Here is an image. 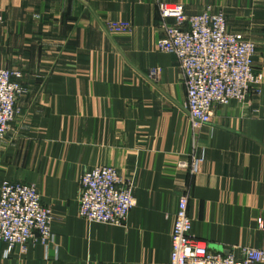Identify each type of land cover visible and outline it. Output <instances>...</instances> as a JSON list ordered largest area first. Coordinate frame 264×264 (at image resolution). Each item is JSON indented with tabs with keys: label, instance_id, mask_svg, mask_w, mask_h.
Instances as JSON below:
<instances>
[{
	"label": "crops",
	"instance_id": "1",
	"mask_svg": "<svg viewBox=\"0 0 264 264\" xmlns=\"http://www.w3.org/2000/svg\"><path fill=\"white\" fill-rule=\"evenodd\" d=\"M163 2L188 16L223 12L229 32L257 45L260 83L244 102L216 106L198 135L176 58L157 46ZM0 17V68L24 89L0 140V188L36 185L55 217L52 243L9 251L0 241V264H169L187 191L193 236L210 251L264 250V0H0ZM193 157L194 176L180 167ZM106 166L135 188L120 226L79 216L81 176Z\"/></svg>",
	"mask_w": 264,
	"mask_h": 264
},
{
	"label": "built area",
	"instance_id": "2",
	"mask_svg": "<svg viewBox=\"0 0 264 264\" xmlns=\"http://www.w3.org/2000/svg\"><path fill=\"white\" fill-rule=\"evenodd\" d=\"M164 37L157 43L159 50L172 54L181 70L187 91L186 110L195 135L208 126L216 106L244 102L262 75L256 73L254 41L227 29L226 15L206 9L188 16L178 3L159 4ZM173 20L174 23H171ZM1 22V17H0ZM112 32H130V22L108 24ZM151 77L158 75L151 71ZM17 73L0 68V140L21 116L18 99L23 94ZM201 159L193 157L182 162L192 176L199 171ZM134 185L123 179L115 168L97 167L86 171L80 179L79 216L87 221L113 226L124 224L136 207ZM190 193L180 196L171 233L172 251L169 264H264V250L242 249V256L209 250L193 236L189 214ZM51 207L42 201L34 184L4 181L0 188V241L9 251L15 246L23 250L30 242L48 246L54 241Z\"/></svg>",
	"mask_w": 264,
	"mask_h": 264
}]
</instances>
